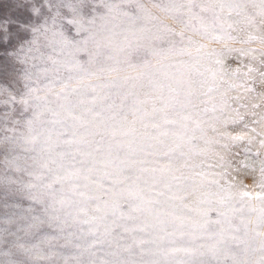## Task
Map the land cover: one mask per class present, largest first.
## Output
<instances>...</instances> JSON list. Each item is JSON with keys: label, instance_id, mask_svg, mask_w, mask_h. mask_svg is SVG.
<instances>
[{"label": "snow or ice", "instance_id": "6c2138e0", "mask_svg": "<svg viewBox=\"0 0 264 264\" xmlns=\"http://www.w3.org/2000/svg\"><path fill=\"white\" fill-rule=\"evenodd\" d=\"M153 7L32 0L0 24L23 81L0 88V264H161L132 258L158 229L188 240L166 255L200 258L176 264H264V0Z\"/></svg>", "mask_w": 264, "mask_h": 264}, {"label": "rangeland", "instance_id": "374dc122", "mask_svg": "<svg viewBox=\"0 0 264 264\" xmlns=\"http://www.w3.org/2000/svg\"><path fill=\"white\" fill-rule=\"evenodd\" d=\"M32 0H0V24L5 27L11 26V30L13 32L16 31V26L18 24H22L24 21L29 19V7ZM148 9H150L154 14L164 16L163 13L153 7L155 3H160L161 0H140ZM72 34L75 35L74 29L72 30ZM215 47V45H213ZM11 49L9 48L7 51L4 49H0V88L7 89L14 94L23 92V81L19 77V65L14 64L10 59L8 53H10ZM83 56V54H81ZM151 62L155 65L153 71L158 72H168L175 71L177 67L180 66L181 62L185 64H193L196 62L198 57L193 54V56L187 55H177L172 57L170 60L163 61L162 64H157L158 57H150ZM231 61V58H229ZM172 65L173 67H169L168 65ZM230 67H235L236 64L231 62L229 64ZM203 70V69H202ZM257 90L259 91V84L257 82ZM233 92L231 95H235ZM11 105L3 103L0 100V113H6L8 108ZM235 106V105H234ZM242 111H244L242 109ZM27 115V114H25ZM251 119H249V127H256L257 131H259V127L255 124L251 123ZM239 130V129H237ZM255 151V150H254ZM247 155L249 159L248 163H255L256 168H259V157H256L254 154H244L241 153V156L237 158V160L243 159ZM2 171V169H0ZM2 189H0V195H2ZM6 211L5 209H0V213ZM213 218L215 215L213 214ZM166 231L171 232L172 228L170 226L166 227ZM137 238H144L156 240V243L145 244L143 246L144 252L140 253V248H134V252L136 253L132 258L137 261H153L158 260L161 264H176L177 261H196L199 260V257H189L183 253H177L172 255H166L165 253H170L173 247L179 246H188L187 238L183 240H177L173 242L172 238L165 237L164 230H157L155 233H136ZM131 239H126L121 241L122 244H130ZM81 244L83 247H87L89 243H91L90 239H76L73 241V244L68 245L67 247H61L58 249L62 256L73 257L79 254L80 249L74 247L75 244ZM60 244L63 245L64 241H60ZM6 251V249H3ZM96 253L95 259L99 260L101 258H106V253L109 251L107 245L97 246V248L92 249ZM89 257L87 254L82 257V259L87 260ZM0 259H7L6 257L0 256Z\"/></svg>", "mask_w": 264, "mask_h": 264}]
</instances>
